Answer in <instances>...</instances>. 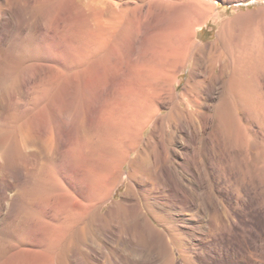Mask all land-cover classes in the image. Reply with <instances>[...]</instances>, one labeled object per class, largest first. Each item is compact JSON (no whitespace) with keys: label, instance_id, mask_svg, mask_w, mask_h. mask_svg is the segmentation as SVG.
Instances as JSON below:
<instances>
[{"label":"bare ground","instance_id":"obj_1","mask_svg":"<svg viewBox=\"0 0 264 264\" xmlns=\"http://www.w3.org/2000/svg\"><path fill=\"white\" fill-rule=\"evenodd\" d=\"M246 1L0 0V264H133L130 238L175 264L168 235L219 264L236 231L239 263H263L237 214L252 195L264 216V165L261 196L241 169L264 153V2Z\"/></svg>","mask_w":264,"mask_h":264},{"label":"rangeland","instance_id":"obj_2","mask_svg":"<svg viewBox=\"0 0 264 264\" xmlns=\"http://www.w3.org/2000/svg\"><path fill=\"white\" fill-rule=\"evenodd\" d=\"M262 2H264L263 0H248L246 2H242L240 4V6L242 8H252L254 7L255 5H259L261 4ZM219 10H220V18L224 17V16H228V15H231L233 14V7L230 6V5H226V4H223L222 2H219ZM219 23H215V22H210L208 23L207 25H205L202 29H200L198 31V39L202 42H208V41H211V40H214L215 36H216V30H217V27H218ZM45 62H39V63H36V64H44ZM187 76V72L182 74L181 75V84L184 82L185 78ZM258 115V116H256ZM255 115V119H256V124L259 126L260 130L263 132L264 130V117L261 113H258ZM258 117V118H257ZM209 147L208 146H204L203 147V156H204V160L206 162L207 161H210L213 154H218L219 151L217 150V148H215L214 150H217V151H214L212 149H208ZM207 149V150H206ZM214 152V153H213ZM256 165L255 167L252 166V163H253V160L249 159L248 163H243L241 166L243 167L241 168L244 172H247L246 175L251 179L252 183L255 184L256 188H255V192L258 196H261V187L259 186V178L260 176L263 174V169L261 168L263 165H264V153L263 152H258L257 153V158H256ZM247 165L248 168H246L245 166ZM241 166H238V167H241ZM235 167V164L233 166V168ZM237 168V166H236ZM261 168V169H260ZM235 169V168H234ZM225 170L228 171L229 170V166H225ZM236 170V169H235ZM256 170V171H255ZM250 172V173H249ZM255 173V174H253ZM255 179V180H253ZM254 181V182H253ZM247 188H249V186H247ZM125 189V183L121 184V186L116 190L115 192V195L114 197L117 198L119 193L121 191H124ZM252 192L251 194H253V191H250ZM260 194H259V193ZM250 197V198H249ZM252 195L248 196L247 198L245 197V200L240 208V210L242 209V211H238V215L242 218H240V221L243 223V225H245V227L247 228V231H246V234L247 236H249V238H251V240H256V243H257V247H261V249H258L261 251H263L262 254H264V241L262 242L261 240L262 237L259 236V231L261 229V225L258 223V220H264V216L262 215L263 214V210H258V211H253V209H251V207L253 206L254 204V201H252L251 199ZM248 199V200H247ZM144 202V203H143ZM252 202V203H251ZM142 203L144 205V208H143V211L144 213L152 218V215H151V212H149V210L147 209V206L145 205V201L142 200ZM108 204H105L104 205V209L106 208ZM249 205V206H248ZM248 209V210H246ZM246 210V211H244ZM251 210V211H250ZM248 211V213H247ZM240 212V213H239ZM257 212V213H256ZM242 213V214H241ZM260 216V217H259ZM245 218V219H244ZM154 221V220H152ZM244 221V222H243ZM154 223H156L154 221ZM253 227H252V226ZM160 228L162 229L163 226H160ZM253 229V230H252ZM239 232V233H238ZM238 233V234H237ZM249 233V235H248ZM244 233L243 232H240V231H236V236L239 237L237 238L235 235L231 237V241H232V244L235 245L234 246V250L237 252L236 255H234L231 251L230 252H227V254L225 255V259L223 261H221L219 264H240L239 263V254L241 253V255H245L246 256V247H247V244L244 242V240L241 238ZM259 237H260V240H259ZM241 238V239H240ZM167 239L170 243V246L174 252V257H175V261L176 263L175 264H190V262H192V259L189 258V257H185L184 256V253H182V250L183 249L182 247H179L177 246L175 243H173V241H171L172 239L169 237V235L167 236ZM239 239V240H237ZM235 240V241H234ZM130 242L133 244H136L138 245V253L137 254H133V256L131 257V262L133 264H158V261L156 260V256H157V249L154 247L155 244H153V240L152 239H148V240H141V241H133V239L131 240L130 238ZM144 242V243H143ZM237 242V243H236ZM241 242V243H240ZM236 243V244H235ZM240 243V244H239ZM260 243V244H259ZM263 243V244H262ZM246 244V245H245ZM142 245V246H141ZM244 245V246H243ZM263 245V246H262ZM245 247V248H244ZM244 248V249H243ZM239 249V250H238ZM263 249V250H262ZM243 251V254H242V251ZM194 251L196 253L199 254V259H200V264H208L207 262V258H206V253H205V250H204V247L200 246V247H195L194 248ZM240 251V253H239ZM228 255V256H227ZM233 255V256H232ZM184 258V259H183ZM237 258V259H236ZM232 259V260H231ZM231 260V261H230ZM235 261V262H234ZM249 261V260H248ZM244 262L245 264H251L250 262ZM219 262V261H218ZM229 262V263H228ZM237 262V263H236ZM243 262L241 264H244ZM192 264V263H191ZM259 264V263H257ZM260 264H264V261L263 263H260Z\"/></svg>","mask_w":264,"mask_h":264}]
</instances>
